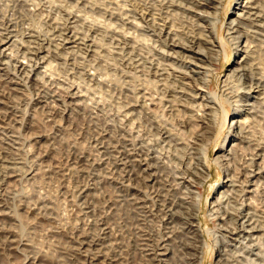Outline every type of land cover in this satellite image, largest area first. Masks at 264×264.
Masks as SVG:
<instances>
[{
  "label": "bare ground",
  "instance_id": "1",
  "mask_svg": "<svg viewBox=\"0 0 264 264\" xmlns=\"http://www.w3.org/2000/svg\"><path fill=\"white\" fill-rule=\"evenodd\" d=\"M223 2L0 0V264H264V0Z\"/></svg>",
  "mask_w": 264,
  "mask_h": 264
},
{
  "label": "rangeland",
  "instance_id": "2",
  "mask_svg": "<svg viewBox=\"0 0 264 264\" xmlns=\"http://www.w3.org/2000/svg\"><path fill=\"white\" fill-rule=\"evenodd\" d=\"M237 0H224L223 7L220 10L219 15V22L220 26L222 23L226 24L228 21H230L234 15V8L236 7ZM242 1V0H241ZM221 20V21H220ZM223 26L221 27V34L220 37L223 36ZM224 37V36H223ZM238 60V57L234 54V52L230 51V53L225 54L222 60H220L217 65H215L214 73H215V82L219 83L226 78L227 75L230 74V72L236 67V62ZM229 122L232 120L233 114H232V108H229ZM223 119V118H222ZM218 127V133L216 134V139L213 142V144L208 148L209 150V160H208V166L207 168V175L205 176L206 183L200 187H198V194L200 198V211L202 213V220L204 221V226L207 229L216 231V226L218 224V220L215 219V217L209 216L210 207H212V204L215 203L219 195L222 191H226V173L227 169L224 167V164L221 166H218L214 163V159L217 156H220L222 154V143L224 139L227 137L228 134V127L225 123V119L222 120ZM45 130V127L43 128H36L35 132L40 133ZM232 141V140H231ZM229 141L227 147H230L232 145V142ZM224 162V161H223ZM206 240V245L203 249V252L201 253L202 257V264H220L218 262V251L217 247L213 244V237H207L204 238ZM49 259L51 261H55V257H52L50 254Z\"/></svg>",
  "mask_w": 264,
  "mask_h": 264
}]
</instances>
